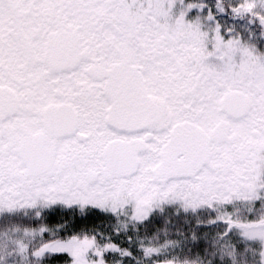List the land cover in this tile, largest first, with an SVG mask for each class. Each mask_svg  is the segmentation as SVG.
Wrapping results in <instances>:
<instances>
[{
    "label": "snow or ice",
    "instance_id": "6c2138e0",
    "mask_svg": "<svg viewBox=\"0 0 264 264\" xmlns=\"http://www.w3.org/2000/svg\"><path fill=\"white\" fill-rule=\"evenodd\" d=\"M0 264H264V0H0Z\"/></svg>",
    "mask_w": 264,
    "mask_h": 264
}]
</instances>
